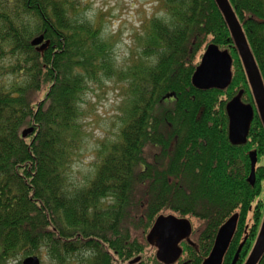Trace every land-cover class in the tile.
<instances>
[{
  "label": "trees",
  "instance_id": "16d2710c",
  "mask_svg": "<svg viewBox=\"0 0 264 264\" xmlns=\"http://www.w3.org/2000/svg\"><path fill=\"white\" fill-rule=\"evenodd\" d=\"M264 81V0H229ZM119 69L101 25L80 0H0V264H162L148 240L161 216L201 222L174 264H203L220 228L239 215L223 264H245L264 219V126L216 0H162ZM44 36L50 47L32 45ZM229 50L226 90L192 79L209 45ZM116 79L120 128L94 171L73 181L85 143L90 85ZM255 110L246 145L229 140L227 104ZM169 95H173L168 97ZM33 133L23 137V132ZM256 183H250L251 153ZM259 264H264V256Z\"/></svg>",
  "mask_w": 264,
  "mask_h": 264
},
{
  "label": "rangeland",
  "instance_id": "374dc122",
  "mask_svg": "<svg viewBox=\"0 0 264 264\" xmlns=\"http://www.w3.org/2000/svg\"><path fill=\"white\" fill-rule=\"evenodd\" d=\"M89 20L101 25L104 38L114 51L119 69H126L132 53L140 48L137 38L144 33L146 21L164 16L162 0H80ZM121 82L115 78L105 83L90 85L82 103L85 143L73 166V181L83 183L94 171L97 164V151L102 142L113 141L120 128L121 106L125 92ZM260 165H264V158ZM264 200V182L262 194ZM194 229L201 222L193 218ZM200 225V226H199ZM15 262L13 264H18ZM22 263V262H21ZM46 264V259H42Z\"/></svg>",
  "mask_w": 264,
  "mask_h": 264
},
{
  "label": "water",
  "instance_id": "95a60500",
  "mask_svg": "<svg viewBox=\"0 0 264 264\" xmlns=\"http://www.w3.org/2000/svg\"><path fill=\"white\" fill-rule=\"evenodd\" d=\"M216 2L232 34L235 47L240 56L248 83L254 96L255 105L264 126V81L258 63L230 1L216 0ZM32 45L38 47L40 52H44L50 47V41L46 40L44 36H40L33 40ZM232 80L233 58L229 50H221L214 44L209 45L193 75V86L199 90H226L232 84ZM243 94L244 91H240L226 106L229 119V140L231 144L235 146L246 145L255 114L253 106L242 101ZM171 96L173 95H169L168 97ZM33 131V129L25 130L23 132V137H27L29 134L33 133ZM250 158L252 162V171L249 181L254 185L256 183L257 153H251ZM162 220L166 221L170 228L173 222H186L191 230L189 220L179 219L174 216H161L149 234V240L156 229H158ZM238 221L239 215L236 214L220 228L213 249L203 264H223L224 257L236 233ZM263 256L264 220L255 245L245 264H259ZM23 264H41V259L37 256H31L26 258Z\"/></svg>",
  "mask_w": 264,
  "mask_h": 264
},
{
  "label": "flooded vegetation",
  "instance_id": "af4514ba",
  "mask_svg": "<svg viewBox=\"0 0 264 264\" xmlns=\"http://www.w3.org/2000/svg\"><path fill=\"white\" fill-rule=\"evenodd\" d=\"M168 216L174 215H167L164 217ZM174 217L178 218L177 216ZM179 219L189 220L191 230L186 222H173L170 228L169 224L166 221L162 220L159 224L158 229H156V231L154 232L153 236L150 238V240L148 239L150 241V244L155 248L157 259L162 264L176 263L183 254V244L187 241H190L191 236L193 234L194 227L192 221L186 218ZM140 260V257L135 258L134 260L130 261L129 264H136Z\"/></svg>",
  "mask_w": 264,
  "mask_h": 264
},
{
  "label": "bare ground",
  "instance_id": "6f19581e",
  "mask_svg": "<svg viewBox=\"0 0 264 264\" xmlns=\"http://www.w3.org/2000/svg\"><path fill=\"white\" fill-rule=\"evenodd\" d=\"M254 108V107H253ZM254 113H255V110H254ZM254 116H255V114H254ZM253 121H254V119H253ZM253 123V122H252ZM235 236V235H234ZM233 239H234V237H233ZM233 239H232V241H231V243H230V246H231V244H232V242H233ZM229 246V247H230ZM224 261V260H223Z\"/></svg>",
  "mask_w": 264,
  "mask_h": 264
}]
</instances>
